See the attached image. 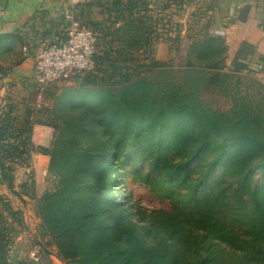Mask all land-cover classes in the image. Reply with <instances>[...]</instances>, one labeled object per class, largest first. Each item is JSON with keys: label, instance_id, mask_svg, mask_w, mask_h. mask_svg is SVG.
I'll return each instance as SVG.
<instances>
[{"label": "trees", "instance_id": "1", "mask_svg": "<svg viewBox=\"0 0 264 264\" xmlns=\"http://www.w3.org/2000/svg\"><path fill=\"white\" fill-rule=\"evenodd\" d=\"M121 4L112 0L106 13L119 17ZM129 30L102 32L120 52ZM143 35L131 40L148 42ZM10 37L2 35L0 43ZM227 51L224 37L207 33L191 41L187 54L210 70L223 66ZM255 52L243 42L233 66L247 69ZM260 60L264 64V56ZM152 65L168 68L156 60ZM203 82L190 77L187 88L176 87L124 72L108 85L91 80L83 88H65L43 122L55 130L49 143L37 138L33 124H0V181L13 187L17 167L11 163L29 164L31 149L50 157L56 184L39 197L34 186L28 191V180L21 187L36 201L42 232L73 264H264L263 97L235 95L229 111L221 112L200 100ZM146 157L158 177L144 180L170 201L169 209L132 212L128 201L112 194L128 162ZM4 203L8 216L20 220V212ZM0 225L7 226L1 213ZM2 231L0 264H6Z\"/></svg>", "mask_w": 264, "mask_h": 264}, {"label": "rangeland", "instance_id": "2", "mask_svg": "<svg viewBox=\"0 0 264 264\" xmlns=\"http://www.w3.org/2000/svg\"><path fill=\"white\" fill-rule=\"evenodd\" d=\"M183 1L121 0L122 4L117 12L119 17L123 16L121 19L114 13H106L112 0L97 1L98 6L102 8L100 12L97 10L101 15L99 20L79 17L100 33L94 68L69 80L46 84L35 82L34 79L31 81L33 83L28 80L11 84L6 82L8 86L3 84L5 88L2 95L0 94V124L21 129L33 124L37 138L41 142L49 143L55 130L43 122L51 118L50 111L56 96L68 87L89 86L91 80L95 85H108L119 81L124 72L131 74L132 78L145 76L166 82L169 86L184 88H187L188 78L203 77L199 98L205 105L227 112L233 104L235 95H248L255 101L260 100L262 96L261 106L264 110V66L261 68L259 62L254 61L256 59L248 61L247 69H237L232 62L234 55L227 51L223 66L209 70L205 68V64H199L188 56L191 41L207 34L204 25L208 22L209 6L196 5L194 0ZM132 2H136V5L129 8ZM109 16L111 18H108ZM116 26L130 29L123 36L120 52L111 49L108 38L110 35L106 37L102 32L103 30L112 32ZM122 32L123 30H119L114 32V35L120 36ZM141 34L148 38V42L131 40L133 35ZM124 41L126 43H123ZM155 60L166 62L168 68L154 67L152 62ZM189 62L194 65V70L188 68ZM114 65L119 68L115 70ZM212 76L216 77L214 81L210 80ZM6 112H9L7 118L3 116ZM30 154L29 164H22L21 161L11 163L17 167L13 171L15 179L12 188L8 183L0 181V213L6 217L7 225L6 227L0 225L6 236L3 248L6 264H73L59 255L56 246L42 232L41 219L36 213V201L21 187L22 183L28 180V191L34 186L39 197L57 182V178L48 172L50 157L35 149H31ZM201 162L199 159L193 166ZM151 163V157L129 161L125 166L127 175L122 180L120 188L112 189V194L114 193L117 198L128 201L132 212L171 207L170 201L153 192L144 180L146 177H158V172L152 168ZM253 176L261 181L258 170ZM4 202H9L14 210L20 212V220L17 218L13 220L8 216Z\"/></svg>", "mask_w": 264, "mask_h": 264}, {"label": "crops", "instance_id": "3", "mask_svg": "<svg viewBox=\"0 0 264 264\" xmlns=\"http://www.w3.org/2000/svg\"><path fill=\"white\" fill-rule=\"evenodd\" d=\"M97 1L101 0H0V37L12 35L0 43V66L7 72L0 74V94L6 82L34 81L38 50L44 42L65 39L69 15L99 20L102 8ZM194 3L209 6L205 32L224 37L229 54L235 55L243 42L253 45L254 61L263 68L260 58L264 56V0Z\"/></svg>", "mask_w": 264, "mask_h": 264}, {"label": "built area", "instance_id": "4", "mask_svg": "<svg viewBox=\"0 0 264 264\" xmlns=\"http://www.w3.org/2000/svg\"><path fill=\"white\" fill-rule=\"evenodd\" d=\"M66 37L61 41H47L36 55L34 80L46 84L70 79L94 68L99 33L81 19L68 16Z\"/></svg>", "mask_w": 264, "mask_h": 264}]
</instances>
